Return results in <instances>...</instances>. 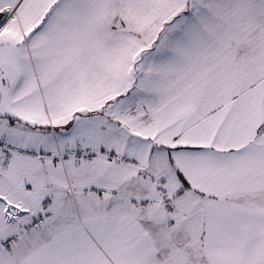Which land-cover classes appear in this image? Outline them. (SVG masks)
Returning a JSON list of instances; mask_svg holds the SVG:
<instances>
[{"label":"snow or ice","instance_id":"6c2138e0","mask_svg":"<svg viewBox=\"0 0 264 264\" xmlns=\"http://www.w3.org/2000/svg\"><path fill=\"white\" fill-rule=\"evenodd\" d=\"M0 264H264V0H0Z\"/></svg>","mask_w":264,"mask_h":264}]
</instances>
